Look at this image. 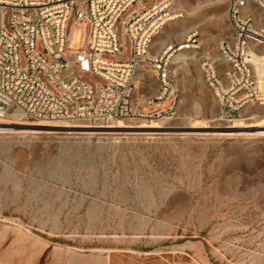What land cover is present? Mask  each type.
Wrapping results in <instances>:
<instances>
[{
    "label": "rangeland",
    "instance_id": "obj_1",
    "mask_svg": "<svg viewBox=\"0 0 264 264\" xmlns=\"http://www.w3.org/2000/svg\"><path fill=\"white\" fill-rule=\"evenodd\" d=\"M226 9L227 0H175L173 18L153 37L148 59L178 48L169 59L173 102L154 101L156 69L145 61L133 116L112 124L119 127L23 122L32 129L0 131V218L62 223L47 234L81 247L127 238L128 249L169 264H264V123L244 120L263 117L264 107L222 120L200 70L231 39ZM255 49L264 88V47Z\"/></svg>",
    "mask_w": 264,
    "mask_h": 264
},
{
    "label": "built area",
    "instance_id": "obj_2",
    "mask_svg": "<svg viewBox=\"0 0 264 264\" xmlns=\"http://www.w3.org/2000/svg\"><path fill=\"white\" fill-rule=\"evenodd\" d=\"M143 1L0 0V121L11 115L22 123L112 126L133 116L135 78L145 61L156 69L154 101L173 102L169 59L178 48L148 56L153 37L173 18L175 0L131 10ZM226 14L231 39L221 40L219 57L203 60L200 69L221 119L233 123L242 108L264 107L250 60L260 55L255 46L264 47V0H227ZM244 120L255 124L260 116Z\"/></svg>",
    "mask_w": 264,
    "mask_h": 264
},
{
    "label": "crops",
    "instance_id": "obj_3",
    "mask_svg": "<svg viewBox=\"0 0 264 264\" xmlns=\"http://www.w3.org/2000/svg\"><path fill=\"white\" fill-rule=\"evenodd\" d=\"M201 74L204 80L202 71ZM203 82L206 85L205 80ZM49 230L62 231L63 224L55 223L49 226L48 223H19L0 218V264H169L170 262L169 257L164 255L145 253L137 248L128 249L127 238L118 240L119 244L115 246L106 244L105 240H91V245L81 247L78 243L65 242L58 238V235L50 237L47 234ZM135 243L137 246L138 242Z\"/></svg>",
    "mask_w": 264,
    "mask_h": 264
},
{
    "label": "bare ground",
    "instance_id": "obj_4",
    "mask_svg": "<svg viewBox=\"0 0 264 264\" xmlns=\"http://www.w3.org/2000/svg\"><path fill=\"white\" fill-rule=\"evenodd\" d=\"M172 19V18H170ZM251 61H256L255 59H251ZM263 61V60H262ZM245 110H248V109H245ZM241 120V119H240ZM239 119L235 120L237 122L240 121ZM13 122H17L19 124H23L22 122H19V121H9V120H4V121H0V131H11L13 129V127L9 126L11 124H13ZM260 123H264V116L263 117H260V120H258L257 123H255V125H258ZM35 126V125H34ZM40 126V125H39ZM42 126V125H41ZM63 126V125H62ZM120 125H113L112 127H119ZM236 126H239V124L237 123ZM41 128V127H40ZM73 128V127H72ZM80 128V127H79ZM24 132V131H23ZM195 262V260H194ZM198 264V263H197Z\"/></svg>",
    "mask_w": 264,
    "mask_h": 264
},
{
    "label": "water",
    "instance_id": "obj_5",
    "mask_svg": "<svg viewBox=\"0 0 264 264\" xmlns=\"http://www.w3.org/2000/svg\"><path fill=\"white\" fill-rule=\"evenodd\" d=\"M13 129L26 130V129H32V126L24 125V124H17L13 126ZM219 131L223 132L224 130H219Z\"/></svg>",
    "mask_w": 264,
    "mask_h": 264
}]
</instances>
